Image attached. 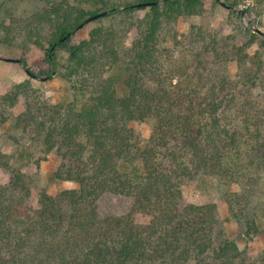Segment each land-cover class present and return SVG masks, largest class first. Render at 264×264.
<instances>
[{
    "label": "trees",
    "instance_id": "1",
    "mask_svg": "<svg viewBox=\"0 0 264 264\" xmlns=\"http://www.w3.org/2000/svg\"><path fill=\"white\" fill-rule=\"evenodd\" d=\"M144 9L143 17H134ZM203 11L202 0H48L32 14L23 47L34 48L44 65L36 75L61 76L87 99L78 109L44 104L23 57L17 62L30 77L0 97L1 125L59 153L55 178L77 186L34 192L0 145V171L8 173L0 183V264L259 263L250 257L258 228L246 203L234 213L241 247L226 235L216 203H194L183 192L197 177L228 186L242 170L248 141L264 160V99L252 93L260 67L229 74L236 59L199 26L188 34L192 73L164 57V26ZM101 12L96 19L112 16L117 24L98 25L72 41L87 22L80 23ZM0 24L12 30L9 22ZM252 43L235 47L238 64ZM105 67L119 71L105 76ZM21 100L24 110L11 114ZM146 121L151 132L143 141L130 125Z\"/></svg>",
    "mask_w": 264,
    "mask_h": 264
},
{
    "label": "rangeland",
    "instance_id": "2",
    "mask_svg": "<svg viewBox=\"0 0 264 264\" xmlns=\"http://www.w3.org/2000/svg\"><path fill=\"white\" fill-rule=\"evenodd\" d=\"M70 1L75 2V0ZM79 1L81 0H77ZM202 1L204 4L202 15L182 16L170 25L164 26L161 42L165 59L188 66V72L192 73L195 62H193V44L188 36L193 30L192 27H195V30L198 26L203 27L206 33L211 31L216 38L219 51L227 52L236 60L235 47L245 46L253 40L252 44L245 47L248 53L245 62L238 64L236 60H232L229 63L231 70L229 74L233 76L240 73L241 75L244 71H254L260 67L258 72L260 78L252 93L256 99H264V0ZM47 2L48 0H0V23L9 22L12 29L0 24V97L16 83L25 82L30 77L17 62L18 59L26 58L34 75L44 68L43 64L35 60L34 48L24 50L23 42L27 37L24 24L28 23L34 12L42 11L47 6ZM79 4L85 8H93L89 3ZM146 12L148 9L136 10L134 17H143ZM117 19L121 20V16ZM110 23L117 24L112 16L89 21L77 30L72 41L79 42L88 37L92 28L98 25L108 26ZM117 27L120 26L117 25ZM5 39H9L12 43L8 44ZM211 40V35L206 34L205 41L210 42ZM124 41L125 46L130 45L129 36H125ZM65 57V53L59 56L60 60H65ZM8 58L16 61H9ZM118 71V68L105 67L104 75L114 76ZM177 73L180 74V72ZM31 78V86L44 104L65 106L73 104L78 109L87 99L88 94L82 95L61 76L53 74L50 79H47L45 76L36 75ZM149 86L154 87V84L149 83ZM23 110L24 100H21L11 109L10 113L17 115ZM2 115L0 106V145L3 150L12 155V163L22 167L28 175L34 192L38 187H44L56 193L62 189L77 186L73 182L55 178L54 173L61 163L59 153L47 152L45 147L33 137L22 136L17 130L2 126ZM130 127L135 137L143 141L149 137L151 132L149 121L133 122ZM238 163L242 166V170L238 176L232 178L228 186H223L218 179L210 183L197 177L194 182L184 188L183 192L185 199L194 203H216L217 217L226 235L238 242L241 230L234 213L239 214L240 209L246 203L247 216L254 218L258 228V232L253 235L250 257L259 262L258 264H264V160L262 149L248 141L243 145ZM7 179L8 173L0 171V183L6 182ZM244 217L240 216V218ZM240 242L239 244L243 247Z\"/></svg>",
    "mask_w": 264,
    "mask_h": 264
},
{
    "label": "water",
    "instance_id": "3",
    "mask_svg": "<svg viewBox=\"0 0 264 264\" xmlns=\"http://www.w3.org/2000/svg\"><path fill=\"white\" fill-rule=\"evenodd\" d=\"M146 5H148V3H146ZM103 14H105V12H101V13H97L95 15H92L90 16L86 21L80 23L79 27H81L84 23L88 22V21H92L100 16H102ZM7 60L9 61H16L15 59H11V58H8ZM31 77H35V75L33 73H30Z\"/></svg>",
    "mask_w": 264,
    "mask_h": 264
}]
</instances>
